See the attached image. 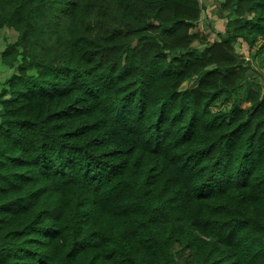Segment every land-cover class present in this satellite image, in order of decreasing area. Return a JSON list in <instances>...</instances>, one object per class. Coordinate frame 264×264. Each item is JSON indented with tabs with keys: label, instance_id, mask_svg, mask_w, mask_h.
Instances as JSON below:
<instances>
[{
	"label": "trees",
	"instance_id": "obj_1",
	"mask_svg": "<svg viewBox=\"0 0 264 264\" xmlns=\"http://www.w3.org/2000/svg\"><path fill=\"white\" fill-rule=\"evenodd\" d=\"M218 9L0 0V264H264V0Z\"/></svg>",
	"mask_w": 264,
	"mask_h": 264
},
{
	"label": "rangeland",
	"instance_id": "obj_2",
	"mask_svg": "<svg viewBox=\"0 0 264 264\" xmlns=\"http://www.w3.org/2000/svg\"><path fill=\"white\" fill-rule=\"evenodd\" d=\"M221 0H200L201 5L203 6V10L201 13L200 17V23L199 27L201 31L205 30L207 34L210 35V39H216L215 35V30L219 27L220 25V18L218 17L219 14V4ZM209 14H213L214 18H208ZM212 16V15H211ZM209 23H211L209 25ZM214 28V29H213ZM17 32L8 29V28H2L0 29V56L3 52V50L6 47V44L8 42H12L16 39ZM195 47L202 49L203 46L199 45L198 43H195ZM236 50L239 52V54L243 55L245 60L247 62H250L252 66H254V61H253V54H251L246 47L242 46L241 44L236 45ZM13 69H8V68H3L1 64V59H0V90L7 79V77L10 76L11 73H13ZM251 76H254V68L253 70L251 69L250 72ZM260 83H264L263 80L258 79ZM195 82H188L184 83L182 85V89L193 86ZM248 106V105H247Z\"/></svg>",
	"mask_w": 264,
	"mask_h": 264
},
{
	"label": "built area",
	"instance_id": "obj_3",
	"mask_svg": "<svg viewBox=\"0 0 264 264\" xmlns=\"http://www.w3.org/2000/svg\"><path fill=\"white\" fill-rule=\"evenodd\" d=\"M216 35V34H215Z\"/></svg>",
	"mask_w": 264,
	"mask_h": 264
}]
</instances>
